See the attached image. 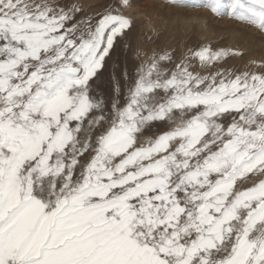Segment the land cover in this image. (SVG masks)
<instances>
[{
  "label": "snow or ice",
  "instance_id": "snow-or-ice-1",
  "mask_svg": "<svg viewBox=\"0 0 264 264\" xmlns=\"http://www.w3.org/2000/svg\"><path fill=\"white\" fill-rule=\"evenodd\" d=\"M168 3L264 32V0ZM139 9L0 0V264H264V60L149 55Z\"/></svg>",
  "mask_w": 264,
  "mask_h": 264
},
{
  "label": "rangeland",
  "instance_id": "rangeland-1",
  "mask_svg": "<svg viewBox=\"0 0 264 264\" xmlns=\"http://www.w3.org/2000/svg\"><path fill=\"white\" fill-rule=\"evenodd\" d=\"M134 11L137 25L133 46L149 55L161 49L184 50L219 41L222 46L242 49L245 61L264 60V32L231 18H217L206 8L173 5L168 0H140V9ZM108 76L106 73L105 84Z\"/></svg>",
  "mask_w": 264,
  "mask_h": 264
}]
</instances>
